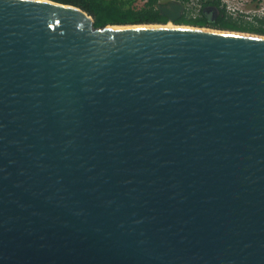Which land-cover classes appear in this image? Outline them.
<instances>
[{
    "label": "water",
    "instance_id": "water-1",
    "mask_svg": "<svg viewBox=\"0 0 264 264\" xmlns=\"http://www.w3.org/2000/svg\"><path fill=\"white\" fill-rule=\"evenodd\" d=\"M0 264H264V35L0 0Z\"/></svg>",
    "mask_w": 264,
    "mask_h": 264
},
{
    "label": "trees",
    "instance_id": "trees-1",
    "mask_svg": "<svg viewBox=\"0 0 264 264\" xmlns=\"http://www.w3.org/2000/svg\"><path fill=\"white\" fill-rule=\"evenodd\" d=\"M65 4H72L90 14L95 26L138 24V23H166L167 17L159 10V0H146L141 7H133L135 0H53ZM182 3L187 0H176ZM202 8L205 6H215L218 9L219 0H200ZM223 13V9L221 10ZM174 23L209 26L227 30L241 31L264 35V18L253 21L235 19L223 14L217 17L214 22H209L199 9V15L195 18L183 13ZM208 26V25H207Z\"/></svg>",
    "mask_w": 264,
    "mask_h": 264
},
{
    "label": "built area",
    "instance_id": "built-area-1",
    "mask_svg": "<svg viewBox=\"0 0 264 264\" xmlns=\"http://www.w3.org/2000/svg\"><path fill=\"white\" fill-rule=\"evenodd\" d=\"M182 4L184 6L182 14H188L192 18L199 15V9H203L200 0H187ZM219 4L232 18H242L248 21L264 18V6L260 4L257 5L259 9L256 11L244 10L240 0H219Z\"/></svg>",
    "mask_w": 264,
    "mask_h": 264
},
{
    "label": "rangeland",
    "instance_id": "rangeland-1",
    "mask_svg": "<svg viewBox=\"0 0 264 264\" xmlns=\"http://www.w3.org/2000/svg\"><path fill=\"white\" fill-rule=\"evenodd\" d=\"M168 1H170V0H159L158 2L160 5H162V4H166V2H168ZM240 1L242 2V6H243L244 10L256 11L259 9L257 6L258 4L264 6V0H240ZM145 2H146V0H135L132 5H133V7H141ZM235 19H242V18H235ZM168 22H170V21L168 20L166 23H138V24H153V25H165V26L185 25V24H177L174 22H172L173 24L170 23V25H169ZM189 26H193V25H189ZM202 27H206V28H210V29L227 30V29L215 28V27L207 26V25L202 26ZM236 32H241V31H236ZM242 33H246V32H242ZM250 34H255V33H250Z\"/></svg>",
    "mask_w": 264,
    "mask_h": 264
},
{
    "label": "flooded vegetation",
    "instance_id": "flooded-vegetation-1",
    "mask_svg": "<svg viewBox=\"0 0 264 264\" xmlns=\"http://www.w3.org/2000/svg\"><path fill=\"white\" fill-rule=\"evenodd\" d=\"M166 3H167V2H166ZM208 8H211V9H208ZM219 8H221V7L219 6ZM213 9H214V10H213ZM221 10H222V8H221V9H218V8H216L215 6H205V7H203V9H202V13H203V15L207 18V20H208L209 22H214L215 19H216L218 16L221 17L223 14H225L226 16H228L224 10H223V13H222ZM206 25L209 26V24H206Z\"/></svg>",
    "mask_w": 264,
    "mask_h": 264
},
{
    "label": "bare ground",
    "instance_id": "bare-ground-1",
    "mask_svg": "<svg viewBox=\"0 0 264 264\" xmlns=\"http://www.w3.org/2000/svg\"><path fill=\"white\" fill-rule=\"evenodd\" d=\"M169 23V25H170V23H172V22H168ZM173 24V23H172ZM152 25V24H151ZM154 26V25H153ZM165 26V25H164ZM171 26V25H170Z\"/></svg>",
    "mask_w": 264,
    "mask_h": 264
},
{
    "label": "clouds",
    "instance_id": "clouds-1",
    "mask_svg": "<svg viewBox=\"0 0 264 264\" xmlns=\"http://www.w3.org/2000/svg\"><path fill=\"white\" fill-rule=\"evenodd\" d=\"M180 2V1H179Z\"/></svg>",
    "mask_w": 264,
    "mask_h": 264
}]
</instances>
